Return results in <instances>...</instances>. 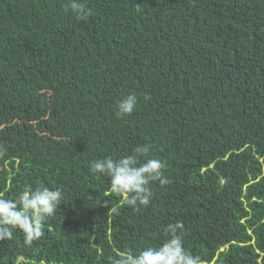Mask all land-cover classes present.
Instances as JSON below:
<instances>
[{
	"label": "trees",
	"instance_id": "trees-1",
	"mask_svg": "<svg viewBox=\"0 0 264 264\" xmlns=\"http://www.w3.org/2000/svg\"><path fill=\"white\" fill-rule=\"evenodd\" d=\"M68 2L0 0V194L64 193L0 264H109L176 221L201 264H264V0H80L86 19ZM142 145L170 183L135 211L89 161Z\"/></svg>",
	"mask_w": 264,
	"mask_h": 264
},
{
	"label": "clouds",
	"instance_id": "clouds-1",
	"mask_svg": "<svg viewBox=\"0 0 264 264\" xmlns=\"http://www.w3.org/2000/svg\"><path fill=\"white\" fill-rule=\"evenodd\" d=\"M71 10L77 19H86L90 11L80 0H69L66 11ZM137 97L128 94L117 104V115H131L137 107ZM7 149L0 145V158ZM149 145L137 146L131 154L119 158L98 157L89 161V171L94 175L109 178L112 193L122 195L124 202L135 211L151 203L153 192L150 185L159 182L161 186L170 183L165 176L164 161L149 155ZM64 199L59 188L44 185L33 187L26 184L14 198L0 194V240L12 239V232L23 233L24 243L31 246L43 235V226L58 210ZM164 231L167 238L154 246L141 249L126 248L109 256V264H201V258L193 255L184 246V224L180 221L169 223Z\"/></svg>",
	"mask_w": 264,
	"mask_h": 264
}]
</instances>
